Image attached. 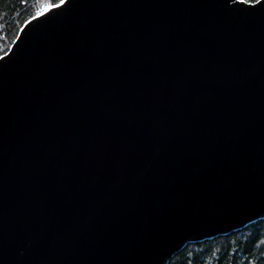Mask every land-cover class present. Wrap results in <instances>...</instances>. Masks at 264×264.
<instances>
[{
  "label": "water",
  "instance_id": "water-1",
  "mask_svg": "<svg viewBox=\"0 0 264 264\" xmlns=\"http://www.w3.org/2000/svg\"><path fill=\"white\" fill-rule=\"evenodd\" d=\"M264 219V0H66L0 56V264H167Z\"/></svg>",
  "mask_w": 264,
  "mask_h": 264
},
{
  "label": "trees",
  "instance_id": "trees-1",
  "mask_svg": "<svg viewBox=\"0 0 264 264\" xmlns=\"http://www.w3.org/2000/svg\"><path fill=\"white\" fill-rule=\"evenodd\" d=\"M40 2L0 0V56L9 50L23 25L37 16ZM167 264H264V219L223 236L187 244Z\"/></svg>",
  "mask_w": 264,
  "mask_h": 264
},
{
  "label": "snow or ice",
  "instance_id": "snow-or-ice-1",
  "mask_svg": "<svg viewBox=\"0 0 264 264\" xmlns=\"http://www.w3.org/2000/svg\"><path fill=\"white\" fill-rule=\"evenodd\" d=\"M21 2H25V0H21ZM66 0H58V2L53 3L52 0H41L40 6L37 8V16L42 13L48 12L51 9H57L60 6L64 5ZM261 0H240V3L247 4L249 6L259 5Z\"/></svg>",
  "mask_w": 264,
  "mask_h": 264
}]
</instances>
